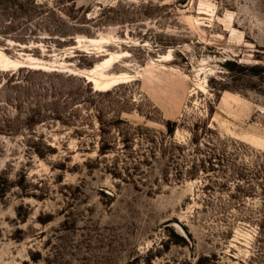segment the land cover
Masks as SVG:
<instances>
[{"label":"rangeland","instance_id":"374dc122","mask_svg":"<svg viewBox=\"0 0 264 264\" xmlns=\"http://www.w3.org/2000/svg\"><path fill=\"white\" fill-rule=\"evenodd\" d=\"M0 51L55 63L0 69V264H264V0H0Z\"/></svg>","mask_w":264,"mask_h":264},{"label":"bare ground","instance_id":"6f19581e","mask_svg":"<svg viewBox=\"0 0 264 264\" xmlns=\"http://www.w3.org/2000/svg\"><path fill=\"white\" fill-rule=\"evenodd\" d=\"M105 41L106 39L102 35H100L96 39L89 40V42L93 44H97L99 42H105ZM124 56L125 54L108 53V58H106L104 61L98 64H95L89 70H78V71L70 70V71L77 75L85 77L88 80V82L93 85L95 91H108L116 85L129 82L131 78V76L126 73L112 74L109 72V70L115 64H117L119 59ZM170 57L171 55L170 53H168L167 55L163 56L161 60L169 61ZM54 64L55 63H47L40 58H33L29 55H25V57L22 59H13L0 51V69L4 71H7L9 69L26 67V66H30L38 70H46V69H50L51 67H55ZM57 67H61V68L65 67V63L62 62L57 63ZM152 69L154 70L153 72H157L155 67H152Z\"/></svg>","mask_w":264,"mask_h":264}]
</instances>
